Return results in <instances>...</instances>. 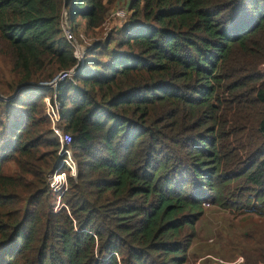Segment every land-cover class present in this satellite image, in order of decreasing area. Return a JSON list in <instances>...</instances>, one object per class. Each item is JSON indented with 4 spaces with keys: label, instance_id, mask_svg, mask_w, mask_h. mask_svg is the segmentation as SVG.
I'll return each instance as SVG.
<instances>
[{
    "label": "trees",
    "instance_id": "trees-1",
    "mask_svg": "<svg viewBox=\"0 0 264 264\" xmlns=\"http://www.w3.org/2000/svg\"><path fill=\"white\" fill-rule=\"evenodd\" d=\"M129 9L78 59L64 27L107 0H0V264H186L205 204L264 216V0ZM54 96L76 162L58 209Z\"/></svg>",
    "mask_w": 264,
    "mask_h": 264
},
{
    "label": "rangeland",
    "instance_id": "rangeland-1",
    "mask_svg": "<svg viewBox=\"0 0 264 264\" xmlns=\"http://www.w3.org/2000/svg\"><path fill=\"white\" fill-rule=\"evenodd\" d=\"M107 1L109 10L99 27L85 28L81 23L77 30L73 31L82 48L93 41L107 40L108 37L112 47L121 38L119 28L131 13L129 9L131 0ZM118 8L127 10L125 19L111 16ZM1 88L5 89V86ZM12 168L13 163H9L5 170L11 171ZM196 232L197 236L190 247L186 264H199L200 259L201 264H214V258L223 261L218 264H231L235 260L240 261L238 264H264L263 261L257 260L259 253L264 254V216L205 204V211L196 223Z\"/></svg>",
    "mask_w": 264,
    "mask_h": 264
},
{
    "label": "built area",
    "instance_id": "built-area-1",
    "mask_svg": "<svg viewBox=\"0 0 264 264\" xmlns=\"http://www.w3.org/2000/svg\"><path fill=\"white\" fill-rule=\"evenodd\" d=\"M111 16L117 19H125L127 16V10L118 8L111 13ZM64 33L68 40H71L75 45V56L78 59L83 57L84 48H82L72 33L69 26L66 24L64 27ZM261 69L264 71V63L261 64ZM74 73V67L68 70L58 73L51 81L42 82L43 84H55L58 80L66 77H70ZM55 95V94H54ZM45 101V112L50 121V126L52 131L57 135L61 143L59 149L60 165L53 170V172L48 176V183L50 189L57 194L55 209L61 207L60 194L66 189L67 186V176H75L76 174V162L73 159L72 151L70 148L66 147L71 142V134L64 132L60 125V113H59V103L54 96L52 100L49 97L44 98ZM215 263H222L223 261L219 258H214ZM239 260L233 261L231 264H238Z\"/></svg>",
    "mask_w": 264,
    "mask_h": 264
}]
</instances>
